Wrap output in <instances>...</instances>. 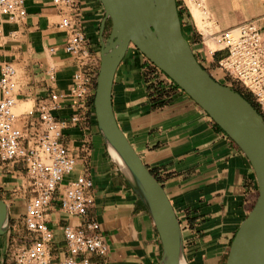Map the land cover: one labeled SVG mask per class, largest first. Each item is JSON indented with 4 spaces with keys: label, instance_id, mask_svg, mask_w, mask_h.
<instances>
[{
    "label": "crops",
    "instance_id": "crops-1",
    "mask_svg": "<svg viewBox=\"0 0 264 264\" xmlns=\"http://www.w3.org/2000/svg\"><path fill=\"white\" fill-rule=\"evenodd\" d=\"M75 1L77 9L70 11L54 6L51 0H25L27 14L18 22L0 15V65L11 62L17 70L14 109L19 103L28 106L17 113L21 128L29 121L24 114L50 92L65 90L76 69L74 58L62 48L65 31L57 26L65 12L72 14L86 34L91 52L100 55L103 6L99 0ZM178 2L182 30L197 60L215 80L225 84L226 73L218 61L226 51L214 48L211 38L249 21L260 29L264 41V0ZM198 14L202 25L197 22ZM109 23L107 20L104 33ZM213 27L214 33L206 37L202 31ZM111 95L119 127L173 206L187 264H224L231 240L257 196L247 157L200 106L136 48L129 47L118 65ZM54 114L68 119L71 109L65 106ZM63 141L76 158L75 168L65 180L81 174L91 179L93 205L88 217L98 223L108 244L106 255L93 256L92 260L101 264H159L162 248L158 233L112 159L93 104L83 120L63 131ZM0 168L4 173L1 176L0 171V198L9 209L8 229L0 235V264H13L14 250L26 235L22 218L31 191L14 193L23 187L21 177L27 179L22 164L0 161ZM17 201L22 202L19 209ZM46 221L54 230L51 264H60L65 257L62 227L77 224V219L63 213L55 198Z\"/></svg>",
    "mask_w": 264,
    "mask_h": 264
},
{
    "label": "built area",
    "instance_id": "built-area-1",
    "mask_svg": "<svg viewBox=\"0 0 264 264\" xmlns=\"http://www.w3.org/2000/svg\"><path fill=\"white\" fill-rule=\"evenodd\" d=\"M51 3L70 11L77 9L75 0ZM26 14L25 0H0V15L6 20L18 22ZM57 26L65 31L62 48L74 58L76 69L65 90L50 92L24 114L29 119L25 128L18 125L20 115L13 111L17 70L11 62L0 65V161L22 164L31 191L22 218L26 235L14 250L13 264H51L54 230L48 226L46 214L55 198L63 213L77 219V224L62 227L65 257L60 264H101L92 257H103L108 251L98 223L88 217L93 205L91 179L81 174L65 180L73 172L76 158L63 141V131L83 120L92 106L101 59L91 52L89 39L72 14L65 12ZM217 38L219 49L226 51L219 67L244 87L264 120V41L260 29L253 22H243ZM65 106L71 109L70 117H56L54 112Z\"/></svg>",
    "mask_w": 264,
    "mask_h": 264
},
{
    "label": "water",
    "instance_id": "water-1",
    "mask_svg": "<svg viewBox=\"0 0 264 264\" xmlns=\"http://www.w3.org/2000/svg\"><path fill=\"white\" fill-rule=\"evenodd\" d=\"M99 1L104 17L100 25L101 60L93 99L96 121L112 159L144 205L158 233L162 248L159 264L187 262L182 231L173 206L162 184L144 164L113 113V80L130 45L174 81L247 157L255 175L257 196L231 240L224 264H264L262 116L240 92L219 83L196 59L183 36L176 0ZM107 20L111 29L104 38ZM8 225V205L0 198V235L7 231Z\"/></svg>",
    "mask_w": 264,
    "mask_h": 264
},
{
    "label": "rangeland",
    "instance_id": "rangeland-1",
    "mask_svg": "<svg viewBox=\"0 0 264 264\" xmlns=\"http://www.w3.org/2000/svg\"><path fill=\"white\" fill-rule=\"evenodd\" d=\"M110 29H111V23H109L108 25V30L103 34V37L106 38L108 35H109V32H110ZM215 31L214 27L211 31H202L204 33V35L207 37V35H211L213 34ZM215 45H214V48H219L221 46V44H219V42H217L218 38L214 39V38H211ZM129 47H132V48H135L133 45H130ZM212 48V49H214ZM195 55V54H194ZM196 59L198 57V55L196 54L195 55ZM146 58V57H145ZM148 61H150L148 58H146ZM224 72V71H223ZM225 73V72H224ZM224 81H225V84L224 85H227V86H230L232 87L233 89L237 90V91H240L242 94H245L247 96H249V98L251 99L250 95L248 93H246L244 87L239 83L237 82L236 80H234L231 76L229 75H225L224 77ZM94 99V98H93ZM91 101V100H90ZM93 104V103H92ZM94 106V105H93ZM0 171H1V176L4 175V173H2V169L0 168ZM26 178V177H25ZM15 179V178H14ZM21 182L23 184V187L21 186V191H18V189L14 192L15 194L19 195V194H24V192H28L30 191V187H29V184H28V179H25L24 181V178L21 177ZM25 189V190H24ZM256 195H257V191H256ZM17 206H16V209H19L20 205H22V202L20 201H17ZM14 218H15V215H14Z\"/></svg>",
    "mask_w": 264,
    "mask_h": 264
},
{
    "label": "bare ground",
    "instance_id": "bare-ground-1",
    "mask_svg": "<svg viewBox=\"0 0 264 264\" xmlns=\"http://www.w3.org/2000/svg\"><path fill=\"white\" fill-rule=\"evenodd\" d=\"M195 10H197L196 8L194 9V13H195V15H197V12H195ZM197 17V19H198V24L200 23L199 21H201V19H200V16H199V14H198V16H196ZM206 20V19H205ZM199 25H202V23H200ZM209 42H210V40H209ZM210 44V43H209ZM210 45H212V44H210ZM213 46V45H212ZM211 46V47H212ZM100 67V66H99ZM19 105H22V104H18V106L14 109V107H13V111H15V114L17 115V113H19L20 111L21 112H23L24 110H26V108H28V106H26V105H24L23 104V106H19ZM14 106H16V105H14ZM113 152V151H112ZM113 154H115V152H113ZM116 156V155H115ZM117 159L119 160V162H121V160L117 157ZM181 264H186L183 260H182V262H181Z\"/></svg>",
    "mask_w": 264,
    "mask_h": 264
},
{
    "label": "trees",
    "instance_id": "trees-1",
    "mask_svg": "<svg viewBox=\"0 0 264 264\" xmlns=\"http://www.w3.org/2000/svg\"><path fill=\"white\" fill-rule=\"evenodd\" d=\"M176 2H177V8H178V15H179V18H180V21H181V9L179 8V2H178V0H176ZM110 22V21H109ZM182 33H183V36L186 38V36H185V34H184V32H183V30H182ZM186 40H187V38H186ZM237 91V90H236ZM238 92H240V91H238ZM241 93V92H240ZM242 94V93H241ZM242 96L246 99V100H248L255 108H256V106H255V104L253 103V101L249 98V96H247V95H245V94H242Z\"/></svg>",
    "mask_w": 264,
    "mask_h": 264
}]
</instances>
